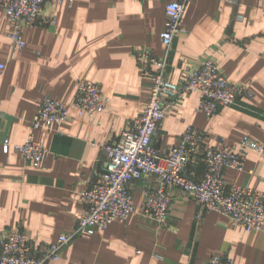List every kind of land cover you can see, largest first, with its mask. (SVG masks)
Here are the masks:
<instances>
[{"label":"crops","instance_id":"1","mask_svg":"<svg viewBox=\"0 0 264 264\" xmlns=\"http://www.w3.org/2000/svg\"><path fill=\"white\" fill-rule=\"evenodd\" d=\"M182 26L168 58L171 82L181 84L189 69L214 58L228 79L250 86L253 96L207 116L197 111L199 93L191 92L169 110L155 146L172 149L188 126L206 134L205 146L244 136L264 143V0H191ZM166 27L163 1L47 3L42 23L24 30L26 48L11 59L9 19L0 6V63L6 64L0 69V234L21 229L48 243L76 227L84 209L81 191L106 169L103 144L117 141L148 103L151 78L141 74L135 52L150 49L164 57ZM82 78L101 84L109 108L88 116L73 107ZM45 97L68 104L70 116L35 131L50 153L34 166L13 148L4 152L3 144H24ZM188 173L202 176V164ZM224 177L264 192V153H250L244 171L227 169ZM130 186L134 214L79 236L49 264H208L214 255L234 264H264V224L247 231L218 212L199 217L195 200L176 188L168 223L160 225L143 210L145 189L154 181Z\"/></svg>","mask_w":264,"mask_h":264},{"label":"built area","instance_id":"2","mask_svg":"<svg viewBox=\"0 0 264 264\" xmlns=\"http://www.w3.org/2000/svg\"><path fill=\"white\" fill-rule=\"evenodd\" d=\"M73 0H0L8 16L10 29V58L26 48L24 30L42 23L47 3L59 5ZM166 5L167 27L161 33L166 54L158 57L150 49L135 52L138 68L151 78V92L142 113L132 120L117 141L106 142V169L95 181L81 191L84 205L76 227L59 235L55 242L33 240L21 229L5 230L0 234V264H49L61 258L69 243L84 234H93L96 227L107 228L115 221L124 222L136 212L135 198L130 182L152 179L144 195V212L156 223L166 225L173 202V191L180 188L197 203L199 217L203 213L218 212L234 225L247 231L261 230L264 224V192L249 185L229 184L225 171H244L250 153H264V143L244 136L235 143L222 139L214 146H205L206 134L188 126L179 143L170 150L161 151L154 138L161 129L169 110L193 91L199 93L198 112L212 116L229 108L241 99H251L250 86L228 79L214 58L201 60L196 68L186 72L181 84L167 78L169 55L175 39L184 33L182 20L191 0H155ZM238 19H242L239 16ZM51 17L49 24L54 25ZM6 64L0 63V69ZM110 99L101 84L82 78L78 81L73 107L82 114L93 116L109 108ZM70 106L45 97L31 121L33 132L24 144H11L5 140L3 151L13 148L23 158L39 166L49 155V149L38 140L35 131L52 128L66 122ZM202 164V176L188 173L190 166ZM208 264H234L227 256L214 255Z\"/></svg>","mask_w":264,"mask_h":264}]
</instances>
